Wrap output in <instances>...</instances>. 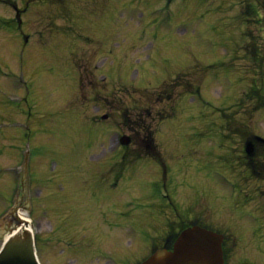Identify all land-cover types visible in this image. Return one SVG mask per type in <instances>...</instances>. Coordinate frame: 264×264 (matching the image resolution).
I'll use <instances>...</instances> for the list:
<instances>
[{"label": "rangeland", "instance_id": "1", "mask_svg": "<svg viewBox=\"0 0 264 264\" xmlns=\"http://www.w3.org/2000/svg\"><path fill=\"white\" fill-rule=\"evenodd\" d=\"M243 1L0 2V246L8 229L4 217L13 204L17 179L26 176L28 157L38 156L45 163L43 169L33 162L34 182L47 186L48 177H54L56 194L71 204L74 194L66 184L89 177L91 164L96 165L93 154L102 148L100 139L127 134L133 142L113 151L112 159L119 160L125 151L140 155L138 163L143 161L146 170L155 149L140 148L138 142L155 140L160 158L144 176L152 180L167 172L176 220L199 219L212 228L228 229L238 240L240 262L264 264V217L248 210L252 202H264V175L249 174L241 159L239 166L236 139L226 131L233 120L227 107L235 105L244 109L234 114L235 123L250 124L264 135V0L256 2L261 17L248 8L252 1ZM13 7L20 12L21 29L13 20ZM193 92L198 99L189 95ZM243 138L241 154L246 152ZM21 181L18 199L24 202L29 194L34 198L32 224L43 263L56 264L53 256L60 251V264H75L77 251L70 256L74 248L65 241H80L75 237L80 233L91 240V230L99 232L101 216L77 202L80 217L73 231H65L69 224L59 212L73 221L67 203L42 221L48 227L44 235L41 220L48 195L36 196V185L30 190L29 179ZM87 182L88 189L95 183L108 194L92 176ZM153 199L147 196L143 202L146 217L154 214L156 219L143 225L144 237L150 239L161 234L164 212L172 213L161 199L160 215L159 200ZM230 231L223 232L232 246ZM123 237L132 241L119 229L107 251L119 248ZM140 249L123 264H135ZM226 252L228 263L235 264L234 251ZM96 262L106 264L102 258Z\"/></svg>", "mask_w": 264, "mask_h": 264}, {"label": "water", "instance_id": "2", "mask_svg": "<svg viewBox=\"0 0 264 264\" xmlns=\"http://www.w3.org/2000/svg\"><path fill=\"white\" fill-rule=\"evenodd\" d=\"M0 264H38L31 234L12 237L0 254ZM143 264H223L221 237L198 226L188 229L175 251L157 253Z\"/></svg>", "mask_w": 264, "mask_h": 264}, {"label": "bare ground", "instance_id": "3", "mask_svg": "<svg viewBox=\"0 0 264 264\" xmlns=\"http://www.w3.org/2000/svg\"><path fill=\"white\" fill-rule=\"evenodd\" d=\"M20 215H21L22 217H26V214H25L24 212H20Z\"/></svg>", "mask_w": 264, "mask_h": 264}]
</instances>
